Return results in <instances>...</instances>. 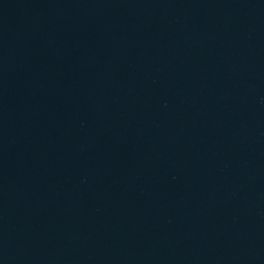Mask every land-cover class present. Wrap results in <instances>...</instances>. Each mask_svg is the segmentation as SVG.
I'll return each mask as SVG.
<instances>
[{
	"label": "water",
	"instance_id": "water-1",
	"mask_svg": "<svg viewBox=\"0 0 264 264\" xmlns=\"http://www.w3.org/2000/svg\"><path fill=\"white\" fill-rule=\"evenodd\" d=\"M0 264H264V0H0Z\"/></svg>",
	"mask_w": 264,
	"mask_h": 264
}]
</instances>
